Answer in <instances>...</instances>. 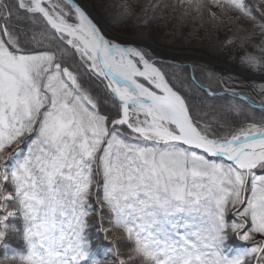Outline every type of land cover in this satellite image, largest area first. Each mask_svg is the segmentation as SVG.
Segmentation results:
<instances>
[{"label":"snow or ice","instance_id":"6c2138e0","mask_svg":"<svg viewBox=\"0 0 264 264\" xmlns=\"http://www.w3.org/2000/svg\"><path fill=\"white\" fill-rule=\"evenodd\" d=\"M113 7L147 31L121 43L78 0H0V264H264V85L254 102L219 81L229 122L148 44L227 30L264 80V0Z\"/></svg>","mask_w":264,"mask_h":264},{"label":"trees","instance_id":"16d2710c","mask_svg":"<svg viewBox=\"0 0 264 264\" xmlns=\"http://www.w3.org/2000/svg\"><path fill=\"white\" fill-rule=\"evenodd\" d=\"M91 3V0H89ZM121 0H93L92 6L95 9L96 13L102 18V20L111 28H114L115 31L120 33H129L133 31L134 27L132 25L127 26H114L110 22V15L114 11V5L120 3ZM103 4L104 7L100 5ZM191 30V29H190ZM189 30V31H190ZM181 33V32H178ZM165 35V34H164ZM231 33L227 32L224 36H221L219 32H214L212 34L211 39L207 38L204 31L200 30L193 37L187 36L182 41L178 42L177 39L180 38L178 34L173 37L172 35H165L161 37V35L155 40L156 43L160 46H172L177 45L180 49L188 46L190 49L194 48L195 50H202L208 57L212 58L215 62L223 64L225 66H229L233 69L240 70L243 75L236 74L227 69L214 66L213 64L207 62L197 63L198 67L193 68L191 64H177L176 67H171L173 63L163 62L164 68L163 70L168 74L169 78H173V83L177 84L179 87L181 84L185 89L190 88L191 91L187 92L186 95L190 103H193L203 109H207L209 105L212 108L216 109V114L220 118H227L229 122H238L240 119L236 117L234 114L228 113L226 111V107L229 102L232 100V97L224 92V83H220L219 81L223 80L228 83H239L243 85V87H237L235 90L237 92H242L247 95L252 101L259 102L261 99L258 91L253 87V85L259 86L264 85V81H258L256 78L260 77L258 74L249 71L245 67H243L240 63V50L232 49L230 47H221L220 45L230 36ZM178 42V43H177ZM172 45H171V44ZM251 49H249L250 51ZM202 69L204 71H202ZM214 75L216 79L210 80L209 76ZM232 78L229 81V78ZM200 85L201 89L198 90L193 85ZM209 87L211 90L216 93L213 97H210L206 94V91ZM237 103L247 104V101H240L236 98ZM257 115L259 114V109L254 110ZM212 113L209 114V119H211ZM106 241L94 240V245H102L106 244ZM239 244V242H237ZM101 256L100 258H104V248L100 247L97 249ZM111 259L110 254L107 257Z\"/></svg>","mask_w":264,"mask_h":264},{"label":"rangeland","instance_id":"374dc122","mask_svg":"<svg viewBox=\"0 0 264 264\" xmlns=\"http://www.w3.org/2000/svg\"><path fill=\"white\" fill-rule=\"evenodd\" d=\"M92 1L93 0H91V3H92ZM88 3L91 4L90 1ZM169 29H171V25L169 26ZM112 30L115 31L114 28H112ZM138 30L147 31V29L145 27L141 26L139 28H134L133 31H131L129 33H125L124 36L135 35L136 31H138ZM189 30H190V28H184V29H182L180 31L181 33H177L178 36L180 35V38L177 39L178 42L182 41L184 38H186L188 36L187 33L189 32ZM116 32H118V31H116ZM227 32H228L227 30H223V31H219V34L221 36H224ZM160 35H161V37L162 36L165 37L163 30L153 29V31H152V37H153V39L151 41H153L155 43V40ZM106 36H108L110 39H112L109 35H106ZM191 37H193V36H191ZM117 41L118 42H121V43H127V42L121 41V40H117ZM158 47L161 48V49L167 50V52H176V53H179L181 51H186V52H191L192 55H194V57H192V58H186V57H176L175 58V57H169V56H164V55H158L155 52H153V56H155L158 60H160L162 62H168V63H174V64L177 63V64H181V65H183V64H191V65H193L194 64V66H192L193 68L198 67L197 63L207 62V63L213 64L214 66L224 68L223 67V64H220L218 62H216V63L210 62L209 60H212V61H214V60L212 58L208 57L204 52H202V50H195L194 48L190 49L188 46H185V48L180 49L177 45L176 46L175 45H172V46H160L159 45ZM235 73L238 74L237 72H235ZM210 97H213V96H210ZM121 248L123 250V242H121Z\"/></svg>","mask_w":264,"mask_h":264},{"label":"bare ground","instance_id":"6f19581e","mask_svg":"<svg viewBox=\"0 0 264 264\" xmlns=\"http://www.w3.org/2000/svg\"><path fill=\"white\" fill-rule=\"evenodd\" d=\"M79 3H81L85 8L86 10L89 12V14L91 15V17H93L94 21L97 22V24L102 28V30L104 31V33L106 35H109L112 39H117V40H121V41H125V42H128L130 40H132L138 33H143L145 32L144 30H138L136 31L135 35H130V36H124L125 33H121L120 32H116L114 30H112V28L110 26H108L103 20L102 18L96 13L95 9L93 8L92 4H89V0H78ZM148 44L149 46L151 47V49L153 50V52H155L156 54L158 55H164V56H169V57H174L176 58V55L179 56V55H186L188 56V58H190V56L192 55L191 52H186V51H181L179 53H176V52H167V50H164V49H161L159 48L158 44L153 42V41H148ZM174 54V55H173ZM224 69H227L231 72H237L238 74H241L243 75L244 73H242V71L240 70H236V69H233L231 67H227L225 65H223ZM258 81H264L262 80L260 77L257 78Z\"/></svg>","mask_w":264,"mask_h":264},{"label":"water","instance_id":"95a60500","mask_svg":"<svg viewBox=\"0 0 264 264\" xmlns=\"http://www.w3.org/2000/svg\"><path fill=\"white\" fill-rule=\"evenodd\" d=\"M93 18V17H92ZM174 55V54H173ZM175 57V56H174ZM176 57H186V58H188V56H186V55H184V54H182V55H179V56H177L176 55ZM192 57H194V55H191L190 56V58H192ZM210 62H213V63H216L215 61H212V60H209ZM218 64V63H217ZM219 65V64H218ZM257 79V78H256Z\"/></svg>","mask_w":264,"mask_h":264}]
</instances>
